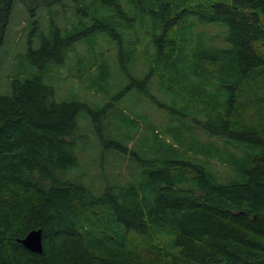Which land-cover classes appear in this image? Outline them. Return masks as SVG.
Here are the masks:
<instances>
[{
	"label": "trees",
	"instance_id": "16d2710c",
	"mask_svg": "<svg viewBox=\"0 0 264 264\" xmlns=\"http://www.w3.org/2000/svg\"><path fill=\"white\" fill-rule=\"evenodd\" d=\"M62 1L23 0L31 11ZM130 2L146 11L150 40L125 44L111 30L119 67L128 89L145 90L147 79L127 69L142 47L167 102L151 98L166 109L163 128L174 141L152 127L151 158L140 156L131 135L109 137L98 121L102 155L134 159L137 170L97 196L67 178L80 165L78 116L94 114L87 103L57 101L43 81L74 42L52 27L28 50L36 71L0 94V264H264V0ZM108 3L121 13L117 1ZM12 9L13 0H0V48ZM92 19L89 32L104 28ZM212 159L229 168L226 181ZM39 228L41 253L17 242Z\"/></svg>",
	"mask_w": 264,
	"mask_h": 264
},
{
	"label": "rangeland",
	"instance_id": "374dc122",
	"mask_svg": "<svg viewBox=\"0 0 264 264\" xmlns=\"http://www.w3.org/2000/svg\"><path fill=\"white\" fill-rule=\"evenodd\" d=\"M115 1L119 3L121 13L110 8L109 0H64L52 6H38L33 11L23 0H13L12 13L0 48V94L6 95L10 92L12 78L36 71L28 57V50L38 49L42 38L50 36L52 27L57 28L62 37L73 36L74 42L68 49L65 64L52 66L48 73L43 74V81L53 89L57 101L74 100L91 107L94 116L89 112H82L78 116L81 138L76 154L80 165L70 170L67 178L84 182L95 196L114 181L131 179L133 171L137 170L134 159H120L118 154L109 151L102 155L95 128L98 121L106 126L109 137L118 135V132L123 137L131 135L129 148L132 145V150L148 158H151L152 148L155 147L152 127L157 129L164 141L173 142L175 138L173 132L163 128L167 125L166 109L151 98L167 102L164 89L158 85L145 63L142 47H138L133 56L135 61L127 69L132 72L129 74L147 79V88L128 89L127 73L119 67L116 40L109 34L111 30L121 34L125 44L136 37L145 44L150 40L148 26L141 24H150L148 18L142 19L146 11H136L130 0ZM80 5L85 7L84 11L79 12ZM93 17L101 21L104 28L89 32L95 23ZM216 32L221 34L222 29L208 30V34ZM104 108V113L97 114ZM225 148L223 144L221 149ZM210 164L217 175L226 181L229 168L213 159ZM158 238L163 245L172 246L169 235L162 233Z\"/></svg>",
	"mask_w": 264,
	"mask_h": 264
},
{
	"label": "water",
	"instance_id": "95a60500",
	"mask_svg": "<svg viewBox=\"0 0 264 264\" xmlns=\"http://www.w3.org/2000/svg\"><path fill=\"white\" fill-rule=\"evenodd\" d=\"M17 242L31 252L41 253L43 249L42 230L32 229L23 238H18Z\"/></svg>",
	"mask_w": 264,
	"mask_h": 264
}]
</instances>
